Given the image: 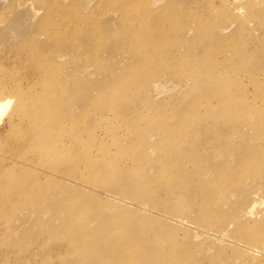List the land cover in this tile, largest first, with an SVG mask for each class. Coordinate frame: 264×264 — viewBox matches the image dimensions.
Returning a JSON list of instances; mask_svg holds the SVG:
<instances>
[{
	"label": "rangeland",
	"instance_id": "374dc122",
	"mask_svg": "<svg viewBox=\"0 0 264 264\" xmlns=\"http://www.w3.org/2000/svg\"><path fill=\"white\" fill-rule=\"evenodd\" d=\"M0 264H264V0H0Z\"/></svg>",
	"mask_w": 264,
	"mask_h": 264
}]
</instances>
